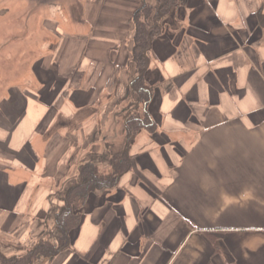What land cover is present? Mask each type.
<instances>
[{"label": "crops", "instance_id": "0c3cea01", "mask_svg": "<svg viewBox=\"0 0 264 264\" xmlns=\"http://www.w3.org/2000/svg\"><path fill=\"white\" fill-rule=\"evenodd\" d=\"M2 2L5 43L33 0L18 13ZM142 3L86 1V33L59 29L23 80L0 77V251L45 238L86 163L107 174L127 155L77 209L69 245L34 264H264V0H183L161 19L143 75L155 126L128 138L132 105L144 108Z\"/></svg>", "mask_w": 264, "mask_h": 264}, {"label": "trees", "instance_id": "16d2710c", "mask_svg": "<svg viewBox=\"0 0 264 264\" xmlns=\"http://www.w3.org/2000/svg\"><path fill=\"white\" fill-rule=\"evenodd\" d=\"M156 1L158 5L153 7L146 0H143L141 7L135 12L133 18L136 27L133 59L137 63L140 72L139 77L134 81L133 89L140 93L144 108L141 110L138 105H132L133 108L129 113L126 125L128 138L141 128L154 129L155 123L147 110L151 90L143 82V75L148 66L147 52L151 49L154 38L161 32V19L174 6L183 2V0ZM109 165L111 170L107 174L99 172L93 161L83 166L81 171L82 182L68 190L65 204L56 213V229L60 234L56 244L41 242L27 249L25 253L13 257H8L0 251V264H34L39 256L51 258L66 248L70 243L69 232L80 220L77 209L87 195L94 189L114 186L118 177L129 169L130 160L127 155H123L121 159L113 158Z\"/></svg>", "mask_w": 264, "mask_h": 264}, {"label": "rangeland", "instance_id": "374dc122", "mask_svg": "<svg viewBox=\"0 0 264 264\" xmlns=\"http://www.w3.org/2000/svg\"><path fill=\"white\" fill-rule=\"evenodd\" d=\"M88 0H33L30 16H27L26 28L22 26L12 27L10 41L0 43V77L2 86L4 83L16 77V81L27 76L30 61L35 60L41 54L52 52L59 39V29L69 34L87 31V24L82 18L83 5ZM85 2V3H84ZM28 4V0H3L1 6H9L18 13ZM63 8L64 16L59 14V7ZM57 9V11H55ZM72 21V25L68 22ZM5 18L0 17V30L6 31ZM88 34V33H87ZM68 35V34H67ZM60 208L55 207L50 229L45 233V238L38 242L56 244L60 237L55 226V216ZM36 244V245H37ZM44 257V256H39ZM38 258V259H39ZM37 259V260H38ZM46 259V257H44Z\"/></svg>", "mask_w": 264, "mask_h": 264}]
</instances>
